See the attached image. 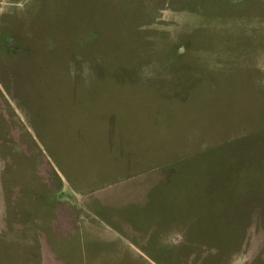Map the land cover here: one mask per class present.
I'll return each mask as SVG.
<instances>
[{
  "label": "rangeland",
  "instance_id": "1",
  "mask_svg": "<svg viewBox=\"0 0 264 264\" xmlns=\"http://www.w3.org/2000/svg\"><path fill=\"white\" fill-rule=\"evenodd\" d=\"M0 264H264V0H0Z\"/></svg>",
  "mask_w": 264,
  "mask_h": 264
}]
</instances>
